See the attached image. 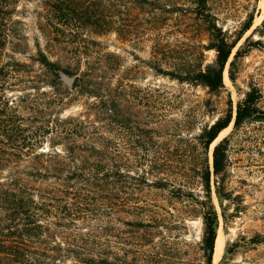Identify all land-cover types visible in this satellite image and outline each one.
I'll use <instances>...</instances> for the list:
<instances>
[{"label": "trees", "instance_id": "trees-1", "mask_svg": "<svg viewBox=\"0 0 264 264\" xmlns=\"http://www.w3.org/2000/svg\"><path fill=\"white\" fill-rule=\"evenodd\" d=\"M28 5L34 6L32 12ZM132 10L139 11L137 17L141 15L155 35L163 28L162 16L183 11L161 0H0V264H132L129 254L133 264H158L160 253L146 246H157L148 237L161 217L146 213L133 195L146 187L170 185L171 196L180 201L182 185L162 178L149 183L147 158L117 149L113 135L118 119L129 123L127 115H119V101L128 103L132 97L127 90L135 72H119L120 57L83 36L112 33L122 42L130 41L137 30L118 19ZM191 12L205 25L207 44H200L187 60L170 61L162 58L164 46L155 42L147 66L155 75L217 94L224 88L223 73L232 51L251 28L253 15L232 38L218 26L207 0H196ZM29 16L31 23L26 24ZM206 51L215 53L212 63L205 64ZM243 52L239 47L228 64L233 84ZM158 97L156 90L150 91V115L156 122ZM260 97L251 86L236 106L234 128L264 122L257 106ZM81 100L80 114H65L70 104ZM232 115L230 105L223 117L202 130L197 140L203 150L229 126ZM225 143L213 148L212 170L206 164L200 174L207 201L187 197L200 210L204 264H212L218 226L210 181L212 176L220 200L227 168ZM221 217L225 220L224 212Z\"/></svg>", "mask_w": 264, "mask_h": 264}, {"label": "rangeland", "instance_id": "rangeland-1", "mask_svg": "<svg viewBox=\"0 0 264 264\" xmlns=\"http://www.w3.org/2000/svg\"><path fill=\"white\" fill-rule=\"evenodd\" d=\"M161 1L168 8L176 5L183 11L162 16L160 26L163 28L156 35L149 31L141 15L137 17L138 10L118 19L137 30L128 42H122L112 33L99 37L85 32L83 35L87 40L98 41L104 51L120 57L119 72L126 69L135 72L130 83L132 88L127 90L132 97L129 96L128 103L119 99V115H127L129 123L123 125L121 117L118 119L113 135L117 149L147 158L152 170V175L148 176L149 183L162 178L168 184L182 185L183 199L180 201L171 196L170 185L165 189L146 187L133 195L145 206L146 213L161 217L158 229H151L148 237L157 246L150 244L146 248L158 250V264H204L200 251V210L187 197L191 194L198 202L207 201L200 174L206 164L212 170L213 148L225 140L227 168L220 190L224 197L220 200L215 194L212 176L210 181L211 203L218 214L216 238L223 245L220 257L212 264H264V122L249 121L238 128L233 126L236 106L251 86L259 90L261 97L257 106L264 112V0H207L218 26L232 38L248 16L253 15L251 28L237 43L224 69V88L213 95L199 87L178 84L155 75L147 66L155 42L164 46L160 50L162 58L170 61L174 58L187 60L200 50V44L208 42L205 25L191 14L196 0ZM27 8L32 12L34 6L28 5ZM31 20L29 16L24 21L30 24ZM246 38H249L248 42H244ZM253 43L257 45H247ZM239 47H243L244 52L236 61L233 84L228 78V64ZM204 56L205 64L215 60L213 51L204 52ZM151 90H156L159 96L156 100L160 110L157 112L160 116L158 122L150 115ZM230 105L231 123L217 136L214 145L211 143L207 150H203L197 137L204 128L223 117ZM81 106L82 100L73 102L65 114L77 116L82 111ZM132 122L140 131L132 126ZM222 212L225 220L221 217ZM128 218L133 220V215ZM128 248L133 249V246ZM128 260L133 264L132 254Z\"/></svg>", "mask_w": 264, "mask_h": 264}, {"label": "bare ground", "instance_id": "bare-ground-1", "mask_svg": "<svg viewBox=\"0 0 264 264\" xmlns=\"http://www.w3.org/2000/svg\"><path fill=\"white\" fill-rule=\"evenodd\" d=\"M264 9V8H263ZM264 11V10H263ZM261 12V11H260ZM224 80L228 82V79L226 77V75H224ZM224 131V130H223ZM222 131V132H223ZM222 132L219 134V136L222 134ZM216 141V140H215ZM215 141L213 142L212 145H214ZM222 242L220 241V239L217 237L215 240V244H214V252H213V257H212V262L216 263L218 258L220 257L221 253H222Z\"/></svg>", "mask_w": 264, "mask_h": 264}, {"label": "water", "instance_id": "water-1", "mask_svg": "<svg viewBox=\"0 0 264 264\" xmlns=\"http://www.w3.org/2000/svg\"><path fill=\"white\" fill-rule=\"evenodd\" d=\"M63 80H64L68 85L71 84V80H69V79H67V78H63Z\"/></svg>", "mask_w": 264, "mask_h": 264}]
</instances>
